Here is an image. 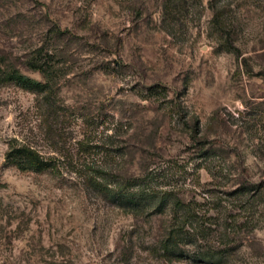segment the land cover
Returning a JSON list of instances; mask_svg holds the SVG:
<instances>
[{
  "label": "rangeland",
  "instance_id": "rangeland-1",
  "mask_svg": "<svg viewBox=\"0 0 264 264\" xmlns=\"http://www.w3.org/2000/svg\"><path fill=\"white\" fill-rule=\"evenodd\" d=\"M0 56L50 88L0 89V264H199L153 251L169 214L107 201L129 179L193 201L187 257L264 264V0H0Z\"/></svg>",
  "mask_w": 264,
  "mask_h": 264
},
{
  "label": "trees",
  "instance_id": "trees-1",
  "mask_svg": "<svg viewBox=\"0 0 264 264\" xmlns=\"http://www.w3.org/2000/svg\"><path fill=\"white\" fill-rule=\"evenodd\" d=\"M2 56H0V89L7 85H14L18 89L31 93L36 96H48L49 85L46 83L35 82L23 76L16 68L4 64ZM45 98V99H46ZM47 111L51 117H56L60 114L61 109L56 104L47 102ZM5 159L12 167L22 173H32L43 175L52 170V161L43 158L37 151L27 145L9 144L5 153ZM144 180L129 179L119 185L117 188H108L102 186L100 188L104 197L112 205L122 210L126 214L135 217L150 218L153 216L170 215V225L161 236L153 251L157 255L169 262L180 260H189L201 264H225L224 251L218 255H202V258L187 257L184 247L195 243V240L200 241L194 232L190 233L198 225L200 221L193 208V201H184L170 191L151 190L146 186ZM89 184L94 187L99 186L95 178H89ZM236 199H246L245 204H251L256 207L259 197L262 192L257 189L248 188L236 191ZM201 223L198 228L202 230ZM194 231V230H193ZM204 233V231H202ZM206 235V233H204ZM127 263V262H126Z\"/></svg>",
  "mask_w": 264,
  "mask_h": 264
}]
</instances>
